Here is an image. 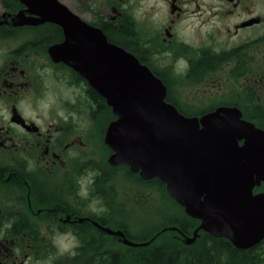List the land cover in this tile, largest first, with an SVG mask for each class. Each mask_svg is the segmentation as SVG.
Masks as SVG:
<instances>
[{
    "label": "flooded vegetation",
    "instance_id": "af4514ba",
    "mask_svg": "<svg viewBox=\"0 0 264 264\" xmlns=\"http://www.w3.org/2000/svg\"><path fill=\"white\" fill-rule=\"evenodd\" d=\"M57 1L77 17L72 28L95 29L146 65L181 114L229 108L264 132V0ZM19 11L36 16L19 0L1 2L0 264H154L156 248L205 253L203 264L264 263V238L238 247L169 211L158 225L151 204L124 196L125 174L135 188L140 177L108 163L112 109L50 56L62 24L13 25Z\"/></svg>",
    "mask_w": 264,
    "mask_h": 264
},
{
    "label": "water",
    "instance_id": "95a60500",
    "mask_svg": "<svg viewBox=\"0 0 264 264\" xmlns=\"http://www.w3.org/2000/svg\"><path fill=\"white\" fill-rule=\"evenodd\" d=\"M19 1L36 16L10 14L13 25L62 24L65 40L50 56L72 66L111 107L116 118L105 135L110 164H127L143 180L159 179L189 216L201 220L198 229L238 247L264 238V192L253 193L264 184V132L229 108L184 116L165 101L164 84L147 66L95 29L72 28L67 21L77 17L59 1ZM79 34L84 40L73 43Z\"/></svg>",
    "mask_w": 264,
    "mask_h": 264
},
{
    "label": "trees",
    "instance_id": "16d2710c",
    "mask_svg": "<svg viewBox=\"0 0 264 264\" xmlns=\"http://www.w3.org/2000/svg\"><path fill=\"white\" fill-rule=\"evenodd\" d=\"M128 166L123 165V171L124 172H128L129 174V170L127 169ZM131 174V173H130ZM133 176H135L134 174H132ZM134 178V177H133ZM138 181V185L139 186H150L153 187V189L158 190V192H161L162 195V204L169 203L172 206L175 207L174 210H169V212H171V217L170 219L175 218V214H180L182 213L183 209L181 206H179L174 199H172L166 192L165 190V185L158 180L157 178H153L151 180L148 181H143L141 179H137ZM256 189H263V185L256 187ZM168 201V202H167ZM170 201V202H169ZM166 206V205H165ZM163 209H167L166 207H162L160 210L163 211L162 213H165L166 211H164ZM168 210V209H167ZM161 213V214H162ZM183 217H185L186 219H192L191 217H189L186 214H181ZM179 216V215H178ZM166 219V216H165ZM158 225H163V222H159L157 223ZM205 253L203 254V256H194L191 254H182V253H176L173 252L170 255H166L165 251L163 250V248H156L154 250V252L152 253V258H153V262L154 264H203L204 261L206 260V258L204 257ZM203 257V258H202Z\"/></svg>",
    "mask_w": 264,
    "mask_h": 264
},
{
    "label": "rangeland",
    "instance_id": "374dc122",
    "mask_svg": "<svg viewBox=\"0 0 264 264\" xmlns=\"http://www.w3.org/2000/svg\"><path fill=\"white\" fill-rule=\"evenodd\" d=\"M8 1L9 0H0V8H1V2L5 3V2H8ZM108 153L109 152L106 151V155ZM103 154H105V153H103ZM97 161L99 162V159ZM102 162H103V159H102ZM126 175L127 174H125V176ZM125 176H124V179H122V180H124L123 181V185H121V189H122V192H123L124 196L126 195V196L130 197L131 195H136L137 199H138V203H144L145 206L148 203L151 204L152 207L155 209V215H154L155 221H154V223L157 224L158 220L160 219L159 215L163 212V211L160 210L162 208V206H163V204H162V202H163L162 200L163 199H162L161 192L159 193L158 190L153 189V187H150V186H139V185H137V188H135L136 187V185H135V186L132 187L129 182H126L127 180H126ZM165 205H166V208L168 209V210H165V211H169V210H174L175 209V207L172 206L169 203L165 202ZM182 213H180L178 215L182 217V215H181ZM166 236L164 234V237H166ZM262 264H264V263H262Z\"/></svg>",
    "mask_w": 264,
    "mask_h": 264
}]
</instances>
